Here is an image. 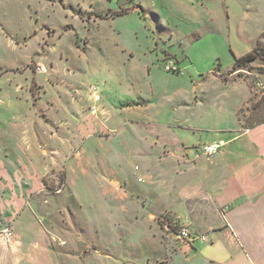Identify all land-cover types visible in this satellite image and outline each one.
I'll return each mask as SVG.
<instances>
[{"label": "rangeland", "instance_id": "obj_1", "mask_svg": "<svg viewBox=\"0 0 264 264\" xmlns=\"http://www.w3.org/2000/svg\"><path fill=\"white\" fill-rule=\"evenodd\" d=\"M263 28L264 0H0V172L25 171L31 180L48 172L41 209L26 207L14 224L17 264H158L161 244L186 242L175 239L174 224L149 238L153 223L135 218L129 190L142 185L134 170L141 131L127 122L165 119L164 104L191 107L176 112L179 120L205 113L208 106L164 97L210 72L247 83L241 126L264 120V93L252 83L264 76V59L240 72L230 67L231 50L249 47ZM167 57L182 65L178 72L164 69ZM200 84L205 97L231 91L214 76ZM232 91L235 102L247 94L240 83ZM111 178L130 179V194L120 199Z\"/></svg>", "mask_w": 264, "mask_h": 264}, {"label": "crops", "instance_id": "obj_2", "mask_svg": "<svg viewBox=\"0 0 264 264\" xmlns=\"http://www.w3.org/2000/svg\"><path fill=\"white\" fill-rule=\"evenodd\" d=\"M262 31L249 47L231 50L230 67L233 55L241 56L255 48ZM210 76L231 85V91L226 96H203L208 88L201 87L199 92L197 88ZM257 81L264 85V76L255 75L252 81L253 88L264 93L255 84ZM237 83L243 84L247 94L235 102L232 89ZM185 87L168 91L164 101L170 104L178 99L185 104L208 106L205 113L179 120L176 112L184 110L188 115L186 110L191 107L171 108L167 107L171 104L163 103L158 111L167 118L141 115L127 122L141 131L134 144V157L142 162L134 170L140 171L137 182L142 185L129 190L138 202L135 218L146 215L153 223L145 233L152 239H159L162 231L159 217H164L165 229L172 223L185 227L192 235H205L204 240L196 237L179 242L175 248H165L159 240L164 261L158 264H264V120L248 127L239 123L237 112L250 92L245 81L221 80L210 72L205 79L191 78ZM209 143L221 146L214 154L202 153L200 147ZM47 173L31 180L25 171L0 172V228L10 225L13 232L9 243L0 240V264L19 262L22 237L14 224L26 207L41 209L46 193L41 178ZM129 181L111 178L108 182L119 190L122 199L129 193ZM158 200L166 205L154 210L152 201ZM116 203L114 209L121 211V201ZM43 233L48 243L50 237L45 230Z\"/></svg>", "mask_w": 264, "mask_h": 264}, {"label": "built area", "instance_id": "obj_3", "mask_svg": "<svg viewBox=\"0 0 264 264\" xmlns=\"http://www.w3.org/2000/svg\"><path fill=\"white\" fill-rule=\"evenodd\" d=\"M164 69L166 71H172V72H178L179 66L177 63L174 62L172 58H168L164 64ZM257 86L262 87L264 89V85H262L259 81L255 82ZM221 146V143H209V144H203L200 148L202 153L210 155L217 152L219 147ZM57 192L60 191L59 189L56 190ZM13 232L9 225H6L2 228H0V240L4 243H9L12 240ZM174 237L178 241H191L196 237H199L201 239H205V235H192L188 229L185 227H180L176 232H174Z\"/></svg>", "mask_w": 264, "mask_h": 264}, {"label": "trees", "instance_id": "obj_4", "mask_svg": "<svg viewBox=\"0 0 264 264\" xmlns=\"http://www.w3.org/2000/svg\"><path fill=\"white\" fill-rule=\"evenodd\" d=\"M127 12V9L126 8H122V9H119V10H115V11H112L110 14L112 16H118V15H122V14H125ZM92 13H89L88 14V17L91 15ZM95 15L97 16H101V13H94ZM261 38H264V29L261 33ZM262 53H263V49L260 45V41H258V43L256 44L255 48L250 51V52H247L246 54L244 55H241V56H235L233 55V58H234V61H233V64H232V70L231 72H234V71H237V72H240V71H244L243 69L244 68H247V69H250L251 66H250V63L253 62L254 60L258 59V58H262L264 59V57L262 56ZM170 57H167L166 59H168ZM262 72L261 74L264 75V66L263 67H260ZM248 71V70H247ZM262 121V120H261ZM259 121V122H261ZM162 218L164 217H159L158 220L159 222H161L162 224ZM170 226H172V223H170Z\"/></svg>", "mask_w": 264, "mask_h": 264}]
</instances>
